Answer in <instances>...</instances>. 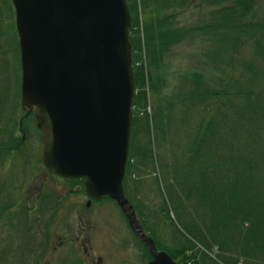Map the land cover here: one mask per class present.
<instances>
[{
  "label": "rangeland",
  "instance_id": "1",
  "mask_svg": "<svg viewBox=\"0 0 264 264\" xmlns=\"http://www.w3.org/2000/svg\"><path fill=\"white\" fill-rule=\"evenodd\" d=\"M131 1L147 106L134 105V119L136 110L141 115L135 126L133 120L126 195L158 248L180 264H264L262 233L251 234L239 213L222 219L228 196H222V208L213 202V175L224 171L216 163H229L233 146L252 140V127L260 129L249 151L264 164V121H235L233 112L246 100L214 95L232 93L234 80L264 95L259 38L247 29L264 19V0H255L253 13L242 15L240 7L227 19L221 14L231 13L232 0ZM248 68L263 78L255 79ZM137 88L136 82V94ZM21 100L16 11L12 0H0V147H7L0 150V264H148L153 256L115 200L105 197L85 208L84 179L45 178L37 118L27 115ZM259 100L251 102L255 110ZM209 123L220 131L210 127L196 152L197 130ZM189 240L194 247L184 246Z\"/></svg>",
  "mask_w": 264,
  "mask_h": 264
},
{
  "label": "water",
  "instance_id": "2",
  "mask_svg": "<svg viewBox=\"0 0 264 264\" xmlns=\"http://www.w3.org/2000/svg\"><path fill=\"white\" fill-rule=\"evenodd\" d=\"M20 38L22 108L34 113L46 167L109 197L154 259L178 264L141 223L124 189L136 79L128 0H12Z\"/></svg>",
  "mask_w": 264,
  "mask_h": 264
},
{
  "label": "trees",
  "instance_id": "3",
  "mask_svg": "<svg viewBox=\"0 0 264 264\" xmlns=\"http://www.w3.org/2000/svg\"><path fill=\"white\" fill-rule=\"evenodd\" d=\"M210 3L217 4L219 2H223L224 0H209ZM229 1V0H225ZM130 11L132 13V28H131V39L135 50H142V39L140 37L139 30L137 29L138 23H137V17L134 16L135 8H134V1L128 0ZM255 6V0H232V6H231V13H223L221 16L223 18H228L231 16L232 13L236 12L238 8L243 7L242 15H244V12H247L246 15L253 13V7ZM220 14V13H219ZM231 22V21H230ZM218 23L222 24V27H226V29H230V26L228 22L226 21H218ZM220 24H218L219 26ZM235 25H233L232 28H234ZM247 27V26H246ZM247 29L251 30L254 34V37L257 39L259 38V52L260 55L264 58V19H261L260 21L254 22L252 26H248ZM136 34V36H135ZM135 57V76H136V82H137V89L138 93L135 97V103L134 105L139 109L143 108L144 106H147V92L144 88H141L144 84V78H145V72H144V66L143 65H137L138 59H140V55H137L134 53ZM247 71H251L253 73V76L256 77L255 79H262L263 74H260L259 72L253 71V69L248 68ZM242 85L238 84L234 80V84L232 85V93L223 90L221 92L214 93L219 99H227V95L233 94L236 96H242L246 101L244 106L237 110L236 112H233V119L236 121L237 119H240L242 117L248 116L249 122H261L264 121V95L258 92L254 87L249 86L248 88H241ZM202 95V93H199V96ZM254 99H260L259 102L260 106L257 110L254 109V105L251 104L252 100ZM136 117L134 119V126L137 124V120L139 119V114L136 110L135 113ZM147 118L149 116V113L146 111ZM156 116V115H155ZM160 117V116H159ZM223 118H225L223 113ZM133 126V129H134ZM211 129H214L216 133H219L221 126L217 125L216 129L214 125H211L209 123L204 127V129H201V126L198 128L197 137H199V144L197 149H195L196 152H198L199 147L205 140L207 139V135L211 133ZM252 131L250 135H253L252 140H249L248 142H243L244 144H238L236 147H234V154L231 157L230 162L228 161L225 163L217 162L216 165L218 167H222L224 169L223 173L216 174L214 176V187L217 189L215 192L216 199H213L214 205L217 207L220 206L222 208L224 206L223 201H221L222 196H228L229 201L226 202V208H228V212H226L227 216H224L222 219L226 218L225 222H228L229 217L232 218L231 213L233 214H241L243 221L248 222V226H250L251 234L255 236H259L260 232L262 233V237L264 240V164L258 159L255 160V158L251 155L250 151L253 150L254 145L257 143V135H258V129L260 128H254L252 127ZM201 136V137H200ZM195 141H193L194 143ZM195 147V143L193 145V148ZM250 150V151H249ZM212 171V168H210V172ZM205 175H209L205 172ZM212 178V177H210ZM207 187L205 186L203 189H199L203 191V193L206 191ZM208 192V191H207ZM202 194V193H201ZM206 192L201 195V197H206ZM219 208V207H218ZM204 240V241H203ZM202 241H205V237L202 236ZM264 244V243H263ZM185 247H194L193 242L191 240L187 241V243L184 245Z\"/></svg>",
  "mask_w": 264,
  "mask_h": 264
},
{
  "label": "flooded vegetation",
  "instance_id": "4",
  "mask_svg": "<svg viewBox=\"0 0 264 264\" xmlns=\"http://www.w3.org/2000/svg\"><path fill=\"white\" fill-rule=\"evenodd\" d=\"M1 148H2V150L3 149H6L7 147H5V146H1L0 147V150H1ZM46 167V166H45ZM47 168V167H46ZM47 170H48V173L47 174H45L44 176H45V178H47V176H49L50 175V177H52V178H55V177H59V179H62V180H68V181H70V180H77V179H75V178H67V177H64V176H60V175H57V174H54V173H52L48 168H47ZM79 179H83V178H79ZM85 180V179H84ZM84 198L86 199L85 200V203H82V206L83 207H87V206H90L92 203H95V202H98L99 200L98 199H93V198H91L90 196H88V194H87V192H86V188H85V181H84ZM86 251H88V250H86ZM80 258H81V260H82V256H79ZM85 257H87V256H85ZM88 259V258H87ZM150 260H152V257L150 258ZM150 260L148 261V264H149V262H150ZM83 261H86V258H83ZM99 262V261H98ZM82 263V262H81ZM101 263V261L99 262V263H96V264H100Z\"/></svg>",
  "mask_w": 264,
  "mask_h": 264
},
{
  "label": "bare ground",
  "instance_id": "5",
  "mask_svg": "<svg viewBox=\"0 0 264 264\" xmlns=\"http://www.w3.org/2000/svg\"><path fill=\"white\" fill-rule=\"evenodd\" d=\"M145 228V227H144ZM145 230H146V228H145ZM142 242H143V240L139 237V236H137ZM153 238V237H152ZM156 242V241H155ZM143 244L146 246V244L143 242ZM157 244V243H156ZM157 247H158V245H157ZM146 248L149 250V248L146 246ZM158 250H161V249H159L158 248ZM150 251V250H149ZM150 254L152 255V253H151V251H150ZM153 256V255H152ZM171 256V255H170ZM172 257V256H171ZM178 264H180L174 257H172ZM153 259H154V257H153ZM152 259V260H153ZM152 260H150V262L152 261ZM150 262H149V264H150Z\"/></svg>",
  "mask_w": 264,
  "mask_h": 264
}]
</instances>
